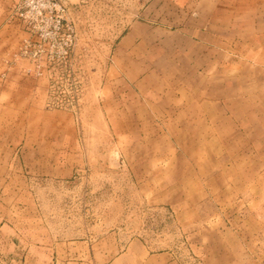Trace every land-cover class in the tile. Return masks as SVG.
Returning <instances> with one entry per match:
<instances>
[{
    "label": "rangeland",
    "instance_id": "rangeland-1",
    "mask_svg": "<svg viewBox=\"0 0 264 264\" xmlns=\"http://www.w3.org/2000/svg\"><path fill=\"white\" fill-rule=\"evenodd\" d=\"M150 1L14 0L7 65L37 90L7 99L0 77V264H264V130L247 123L225 153L163 138L194 76L176 72L174 25L165 44L154 28L126 41ZM219 14L215 37L237 39Z\"/></svg>",
    "mask_w": 264,
    "mask_h": 264
},
{
    "label": "crops",
    "instance_id": "crops-1",
    "mask_svg": "<svg viewBox=\"0 0 264 264\" xmlns=\"http://www.w3.org/2000/svg\"><path fill=\"white\" fill-rule=\"evenodd\" d=\"M13 2L0 0V77L6 80L2 89L9 92L7 99L18 98L21 91L32 96L37 90L34 82H23V78L31 80L25 69L7 65L24 36L20 23L12 17ZM220 11L232 15L228 25L237 28V39L215 37L219 33L213 26L218 25ZM141 14L148 21L133 22L126 41L156 42L151 36L136 34L139 28H154L159 45L165 44L169 39L165 28L174 25L173 38L187 48L180 49L176 57L184 61L176 72L194 76L191 82L174 88L180 104L168 111L165 121L172 122L174 129L164 139L194 140L192 146L183 143L180 153L198 154L195 142L199 139L206 140L207 148L216 141L223 151L222 140L245 137L239 133L246 130L247 123L253 131L264 130V63L260 61L264 58V0H151ZM128 55L127 59H135ZM144 88L136 84L131 89L142 109L145 101L139 92Z\"/></svg>",
    "mask_w": 264,
    "mask_h": 264
}]
</instances>
